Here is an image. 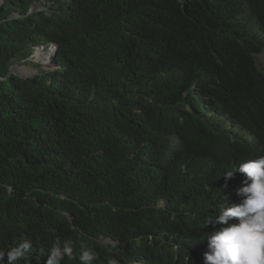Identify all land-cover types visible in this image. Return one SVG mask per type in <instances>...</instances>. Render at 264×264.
<instances>
[{
  "label": "trees",
  "instance_id": "1",
  "mask_svg": "<svg viewBox=\"0 0 264 264\" xmlns=\"http://www.w3.org/2000/svg\"><path fill=\"white\" fill-rule=\"evenodd\" d=\"M260 55L264 0H4L0 251L28 240L18 264H46L60 238L61 264H204L228 226L207 220L242 200L245 174L224 173L264 156Z\"/></svg>",
  "mask_w": 264,
  "mask_h": 264
},
{
  "label": "clouds",
  "instance_id": "2",
  "mask_svg": "<svg viewBox=\"0 0 264 264\" xmlns=\"http://www.w3.org/2000/svg\"><path fill=\"white\" fill-rule=\"evenodd\" d=\"M236 172L246 176L244 186L237 192L242 200L222 208L214 218L207 220L206 225L228 226L207 233L204 239L209 250L204 254V264H264V156L244 161L235 171H226L223 176L231 179ZM233 218L238 222L229 225ZM32 247L31 241L21 240L6 252L0 251V264H4L5 257L7 264H18ZM65 257L74 258L72 241L56 238L49 248L46 264H61ZM198 257L202 264L203 257ZM94 259L90 249H85L79 256L80 264H92ZM126 264L148 263L139 255H134Z\"/></svg>",
  "mask_w": 264,
  "mask_h": 264
},
{
  "label": "rangeland",
  "instance_id": "3",
  "mask_svg": "<svg viewBox=\"0 0 264 264\" xmlns=\"http://www.w3.org/2000/svg\"><path fill=\"white\" fill-rule=\"evenodd\" d=\"M40 5H33V9H37V8H40L39 7ZM43 47V46H41ZM46 48L50 47V45H47V46H44ZM34 55V52L32 54V56L30 58H28L27 61L25 62H16L15 64H13V69L15 72L17 73H21L25 76H31L34 74V72H36V67L34 64H41L42 65V61L40 60H37L35 58ZM260 59L263 60L264 59V55H260Z\"/></svg>",
  "mask_w": 264,
  "mask_h": 264
},
{
  "label": "water",
  "instance_id": "4",
  "mask_svg": "<svg viewBox=\"0 0 264 264\" xmlns=\"http://www.w3.org/2000/svg\"><path fill=\"white\" fill-rule=\"evenodd\" d=\"M3 1H4V0H0V6L2 5ZM52 46L54 47V48H53V56H54L55 53H56V51H57V44L52 43L50 47H52ZM50 62H52V57H51V59H50ZM50 62H49V63H50ZM11 73H17V72L14 71L13 67H12V71H11ZM17 74H20L21 76L26 77L25 75H23V74H21V73H17Z\"/></svg>",
  "mask_w": 264,
  "mask_h": 264
},
{
  "label": "bare ground",
  "instance_id": "5",
  "mask_svg": "<svg viewBox=\"0 0 264 264\" xmlns=\"http://www.w3.org/2000/svg\"><path fill=\"white\" fill-rule=\"evenodd\" d=\"M53 46L46 49L47 54H50V57L53 55Z\"/></svg>",
  "mask_w": 264,
  "mask_h": 264
}]
</instances>
